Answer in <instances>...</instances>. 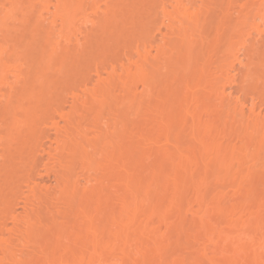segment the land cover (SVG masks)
Segmentation results:
<instances>
[{
  "label": "bare ground",
  "instance_id": "6f19581e",
  "mask_svg": "<svg viewBox=\"0 0 264 264\" xmlns=\"http://www.w3.org/2000/svg\"><path fill=\"white\" fill-rule=\"evenodd\" d=\"M136 1L0 0V264H264V0Z\"/></svg>",
  "mask_w": 264,
  "mask_h": 264
},
{
  "label": "rangeland",
  "instance_id": "374dc122",
  "mask_svg": "<svg viewBox=\"0 0 264 264\" xmlns=\"http://www.w3.org/2000/svg\"><path fill=\"white\" fill-rule=\"evenodd\" d=\"M114 3L116 2V4H118L120 7H124L125 6V8H124V10L126 11H129V14H130V12H131V9H132V6L134 7V6H136L137 4L136 3H138L136 0H112ZM135 1H136V3H135ZM139 1V0H138ZM134 2V3H133ZM133 3V4H132ZM135 4V5H134ZM28 4H27V1H26V6H27ZM129 5H132V6H129ZM37 6H38V4H37ZM260 14V10H256L255 8H254V10L252 9V11H251V9H250V11H248V13H247V15L249 14V13H251L250 15H253V19L251 20V18H250V20H249V18L247 19L248 21L247 22H251V21H253V22H255V23H258V21H259V29H264V21H262V20H264V15L263 16H261V14H260V16L258 17L257 15H254V14H258L257 12ZM254 12V13H253ZM256 12V13H255ZM127 13V12H126ZM32 14H26V28L28 27V25H29V23L32 21ZM263 17V18H262ZM260 19H261V21H260ZM246 22V21H245ZM262 24V25H261ZM135 24H132V22L131 21H129L128 20V18L125 20V21H121V22H119V27H118V29L117 30H115L114 29V32H112L111 33V29H110V31L109 32H106V34L105 35H102V38L103 37H105V48L104 49H100L99 50V52H101V53H104V54H107V55H114L115 53H117L118 51H120L121 50V48H122V45H123V42H124V37H122L121 35L122 34H127L128 32H130V31H132V30H134V28H133V26H134ZM243 25V28H245V25L244 24H242ZM242 25L240 26V24H238V31L241 29L240 27H242ZM80 28H82V25H80L79 26ZM242 28V29H243ZM214 29V28H213ZM212 29V30H213ZM10 31H13V30H9V35H10ZM236 32V34L238 33L239 34V32ZM243 31H245L244 29H243ZM20 32H22V30L20 31ZM213 32V36L215 35L214 33H215V29L212 31ZM211 32V33H212ZM224 31L223 30H221V33L223 34V35H226V33H223ZM240 32H242V31H240ZM250 32V31H249ZM256 31H252L251 30V32H250V35L249 36H247L246 37V39H247V43H249V42H252L253 41V39H258V43H259V41L261 42V39H263L264 38V34L262 35V37L260 38V37H258V34H257V32L255 33ZM28 32H27V29H26V34H27ZM220 33V32H219ZM221 33L219 34V35H221ZM13 34V32L11 33V35ZM235 34H232V39L234 40V39H236L238 36L236 35V37L234 36ZM257 35V36H256ZM211 38H213L212 36H210ZM234 37V38H233ZM258 37V38H257ZM260 38V39H259ZM241 52H242V50H241ZM27 53H29L28 51H27ZM241 53H239V59L242 61V63H244L245 61H246V59H245V57H244V54L242 53L241 55H243V56H241L240 55ZM28 56L30 55V53L29 54H27ZM243 57V58H242ZM216 58L217 57H215V59L214 60H216ZM236 65H234L235 67L234 68H232V70L230 69V74H232V75H236V80L237 81H239L238 79H239V76H240V74L237 72L238 71V68H243L242 67V65H239V63H235ZM212 66V65H211ZM237 81H235L234 83H232V84H230V86L229 85H227L226 86V88H225V93H227V94H231V98L232 97H234V95L236 94L235 93V89H236V86L235 85H237L238 86V82ZM34 83H35V81H34ZM235 84V85H234ZM38 87V86H37ZM37 89V90H36ZM35 90H33V93L34 94H36V92H38V89H39V87L38 88H36ZM39 93H40V91H39ZM233 95V96H232ZM41 96H39V98H40ZM36 99V98H35ZM33 103V105H34V103L35 102H33V100L31 101V103L29 104V105H31ZM32 106V105H31ZM47 179L46 178H44V180L43 181H46ZM212 186L211 187H213V190L210 188V190L212 191L211 192V195H212V193L214 194V193H216V191H220V190H223V191H227V192H229V193H231V191H230V187L228 186V187H226L224 184H220V183H218V181L217 180H215V179H212ZM47 183H53V180H52V178H50L49 180H47ZM244 184H246V181H244ZM263 184H264V182H262L261 183V185L263 186ZM260 185V184H259ZM258 185V186H259ZM261 189H260V188ZM259 187H257L258 189H255L254 190V192L255 193H257V192H260V193H264V191H262V190H264V187H261V186H259ZM263 188V189H262ZM256 190H258V191H256ZM209 193H210V191H209ZM262 194H260V196L259 197H261V199H263V197H264V194H263V197H262ZM230 195V194H229ZM257 195H259V193H257V194H255V197H254V199L252 198V200L251 199H249L250 200V202L248 201V199H244L241 203H242V205H244L245 204V206H246V208H247V210H249V211H255V210H257L258 209V205L256 204V196ZM241 199V198H240ZM239 199V200H240ZM238 200V199H237ZM264 201V200H263ZM258 203V202H257ZM221 205H223V206H225V201L223 200L222 202H221ZM231 208V207H230ZM261 213L263 212L264 213V208H262L261 210Z\"/></svg>",
  "mask_w": 264,
  "mask_h": 264
}]
</instances>
